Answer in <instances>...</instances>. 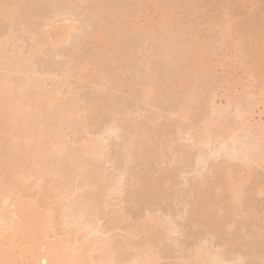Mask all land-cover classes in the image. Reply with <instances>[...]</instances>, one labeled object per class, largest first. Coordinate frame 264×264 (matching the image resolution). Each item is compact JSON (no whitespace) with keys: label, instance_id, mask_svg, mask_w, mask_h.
<instances>
[{"label":"rangeland","instance_id":"1","mask_svg":"<svg viewBox=\"0 0 264 264\" xmlns=\"http://www.w3.org/2000/svg\"><path fill=\"white\" fill-rule=\"evenodd\" d=\"M138 1L90 0L83 5L76 0H23L30 5L29 12L15 23L0 18V36L18 31L32 15L42 24L46 18L72 12V23L59 24L75 26L74 40L71 37L53 49L48 40L37 36L36 44L32 33H27L16 44H7L5 53L11 59L31 57L21 61L26 71L19 77L43 80L47 90L70 72L60 85L59 103L76 101L84 124L81 142L94 138L103 145V158L100 153L97 158L84 156L87 193L115 188L109 206L102 210V225L114 228L108 236L117 244H124L129 229L132 243H151L163 253L159 252L163 257L159 264H185L186 254L205 246L218 264H264V93L260 90L264 82L255 79L258 67L264 66V36L254 29L257 22L264 26V0H152L164 17L148 9L147 18L136 20ZM221 2L225 17L217 22L214 16ZM189 6L197 7L193 14ZM90 29L101 32L102 43L92 39ZM198 31L200 39L194 40ZM113 41L117 46L105 52L103 46ZM94 45L100 50L96 60L105 52L100 58L105 76L96 80L102 86L77 74L79 61L95 60L88 57ZM146 84L152 85L154 95L151 101L145 98L147 102ZM89 102L100 109L86 116L83 105ZM180 108L189 118H180ZM246 121L257 127L252 136L248 129L243 131ZM210 123H218L217 134L234 130L238 140L234 147L243 146L259 160L254 156L257 162L254 158V164L246 167L236 153L234 162L235 152L220 150V139L206 147L203 138ZM109 127L115 129L114 135ZM138 128L140 138L132 144ZM190 133L201 141L193 140ZM65 134L66 139H74L70 129ZM256 134L263 137L258 153L254 146L255 152L249 148L253 142L246 144ZM130 154L136 161L130 160ZM230 175L240 180L238 204L231 195ZM150 215L160 221L146 224ZM119 254L123 260L132 255L123 248Z\"/></svg>","mask_w":264,"mask_h":264},{"label":"bare ground","instance_id":"2","mask_svg":"<svg viewBox=\"0 0 264 264\" xmlns=\"http://www.w3.org/2000/svg\"><path fill=\"white\" fill-rule=\"evenodd\" d=\"M76 1L84 5L90 0ZM29 6L23 0H0V18L15 23L22 16H25L26 12H29ZM135 8L134 16L136 20L139 17L147 18L148 9H154L160 13L161 18L164 17L163 12L159 10V6L155 5L152 0H139ZM196 8V6L194 8L189 6L192 14ZM221 8L224 10L222 11ZM225 10L226 6L221 2L216 10L217 15L214 16L217 22L223 21ZM71 14L72 12L70 14L64 13L63 16L58 13L59 17L46 18L42 24L38 21L39 18L32 15L31 18H25L26 21L20 23L18 31L10 30L0 36V71H2L0 72V264H159L163 258L160 253H163L156 252L151 243L150 245L147 242L141 243V241L140 244L132 243L134 235L129 229L122 246L117 244L115 239L108 236L114 228L102 225V210L109 206L110 199L116 193L114 187H108L96 194L89 195L87 193L90 191L88 190L90 184L87 177H85L87 166L84 156L97 158L100 153L99 155L103 158L101 153L103 145L99 143L98 139L95 140L94 138H89L85 143L81 142L80 136L84 131V124L81 121V111L76 101L72 100L66 106L59 103L61 100L59 98L60 85L68 80L70 72L67 71L64 79L54 80L53 88L47 90L43 86V80L32 82V80L19 77V74L26 71V67L23 66L21 61H29L32 59L31 57L20 58L18 56V59L17 57L11 59L5 53L4 47L7 44H16L27 33H32V42L34 41L36 44L38 43L36 38L39 36L46 41L48 40L53 49L59 47V45L70 40L74 34L75 26L59 24L62 21L71 22L70 20L73 17V14ZM72 21L74 22V20ZM134 26L141 27L142 25L135 24ZM254 29L258 34L264 36V26L260 22L259 24L256 23ZM199 33V31L197 34L194 33V40L200 39ZM91 36L98 44L102 43L100 31H92ZM72 40H74L73 37ZM116 46L117 42L113 41L109 46L103 47L106 48L105 52H107L109 47L115 48ZM105 52H102L101 57ZM99 54V47L94 45V49L88 57L95 59ZM101 57L94 61L89 59L79 61L77 66L79 78L93 81L96 85L102 86L96 81L101 79V75H104L101 72L103 69L101 67V65L103 66ZM224 63L223 66L227 65H224ZM70 67L72 69V66ZM258 71L259 76L258 78L256 76L255 79L264 82V66H259ZM150 85H143L144 91H142L146 102L147 99L145 98L151 101L154 96L151 95L153 91L152 85ZM260 90L264 93L263 85L260 86ZM226 100L230 102V98ZM89 103V105H83L86 116L94 115L100 109V106H96L93 102ZM227 105L230 107V104ZM183 108H180L179 116L187 119L189 113ZM242 110L245 111L244 108ZM245 112L253 115L247 109ZM220 113L219 110L218 115ZM244 113L240 114L244 115ZM239 117L242 119L243 116L240 115ZM117 122L119 124V121ZM212 123L209 124L208 128V124L205 123L207 124L205 127L207 132L205 129L206 139L203 138V142L206 140V143L204 142L206 147L207 144L209 146L210 142L220 139L222 142L221 148H223H220V150H226L228 154H230L229 152L239 153L237 158L235 157L237 154H231L232 159L241 160L244 165L246 164V167L254 164L255 153H252V155L249 151H244L241 148L243 146L240 148H238L239 146L234 147L238 141L234 130L231 131L230 128H227L226 130L229 131L227 135L226 131V133H219L224 136L219 135L217 134L220 130L218 123ZM243 123L242 127L246 129L241 128L244 129L245 133L247 129L248 133H255L254 129L257 127L254 128V125L252 126L247 121L245 124ZM118 124H116L117 127ZM215 124L219 130L216 127L214 128ZM68 129L72 131V136H74L72 141L69 138L66 139L67 134H65V131ZM111 129L110 131L113 134L115 129ZM140 131L141 129L138 128L134 132L135 134L131 137L132 144H135L136 140L140 138ZM187 133L190 137L189 132ZM261 133L263 134V132ZM193 134L190 133L192 138H194ZM194 136L196 135L194 134ZM261 138H263L261 134H256L252 138L249 137V140L252 139V141L246 144L251 145L253 142L252 147L249 148L253 152H257L260 148ZM193 140H197V138ZM199 141H201V138ZM253 146L256 148L255 151ZM237 149H241L242 152H238ZM211 150L213 151V149ZM259 150H262V148ZM214 152L216 151L214 150ZM132 155L128 156L131 158L130 160L134 157ZM256 158L255 163L257 162ZM134 159L136 161V157L133 158V161ZM236 159L234 162L237 161ZM229 177L231 195L237 201L240 180L233 179L231 175ZM82 192L84 193L82 194ZM236 204H238V201ZM159 221L160 219L150 215L146 224ZM170 232L172 230L168 231V233ZM168 238L170 239V237ZM205 247L206 249H204ZM205 247L201 248V251L195 248L198 250L194 252L193 249V253H190L189 256L186 254L187 263L185 264H218L216 261L218 259H214L216 256L211 257L210 249L207 246ZM122 248L131 251L132 258L120 259L119 250Z\"/></svg>","mask_w":264,"mask_h":264}]
</instances>
